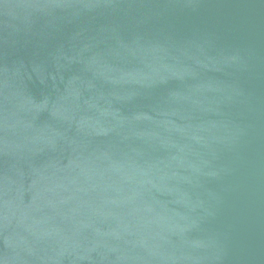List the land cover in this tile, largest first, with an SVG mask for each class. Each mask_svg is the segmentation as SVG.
Masks as SVG:
<instances>
[{
  "label": "water",
  "instance_id": "water-1",
  "mask_svg": "<svg viewBox=\"0 0 264 264\" xmlns=\"http://www.w3.org/2000/svg\"><path fill=\"white\" fill-rule=\"evenodd\" d=\"M0 264H264V0H0Z\"/></svg>",
  "mask_w": 264,
  "mask_h": 264
}]
</instances>
